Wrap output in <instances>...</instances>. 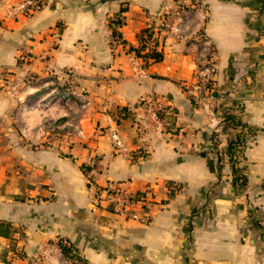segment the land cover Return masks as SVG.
Returning a JSON list of instances; mask_svg holds the SVG:
<instances>
[{"label": "crops", "instance_id": "0c3cea01", "mask_svg": "<svg viewBox=\"0 0 264 264\" xmlns=\"http://www.w3.org/2000/svg\"><path fill=\"white\" fill-rule=\"evenodd\" d=\"M42 1L30 16L0 6V222L21 233L0 236V264H66L59 240L85 264H264V0H194L201 8L161 35L153 64L130 54L173 0ZM123 6L117 31L130 52L112 56L108 21ZM199 31L216 72L210 99L195 105L183 86ZM66 70L69 104L56 102ZM143 100L173 114L177 132L146 128ZM232 104L252 129L242 187L219 154ZM112 130L145 156L116 154ZM117 183L141 196L133 210L146 222L112 212L102 188Z\"/></svg>", "mask_w": 264, "mask_h": 264}, {"label": "built area", "instance_id": "2783aa9c", "mask_svg": "<svg viewBox=\"0 0 264 264\" xmlns=\"http://www.w3.org/2000/svg\"><path fill=\"white\" fill-rule=\"evenodd\" d=\"M44 3L42 0H4L3 4L0 3V6L5 8L7 17H16L18 15L30 16L32 13L40 10L43 7ZM189 6V7H186ZM200 9L201 6L199 3H186L181 5L179 2H175V10L173 12L169 11L168 8L162 10L156 17L153 19V35L147 40V46L145 51L150 45H155L154 40L156 39L159 42V39L162 34L171 33L173 30L179 31L183 26L186 25L189 16L192 10ZM178 16L176 18L177 22H171V17ZM197 44H199L200 52L195 59V70L191 76V81L188 84H184V92L189 98V100L195 105H202L206 100H209L214 89V76L216 72V62L213 58V51L211 44L207 40L205 34L202 31L197 32L196 34ZM109 49L112 56H116L123 53H129L130 51L125 48V44L122 41L121 37L118 35L112 36L110 33L109 36ZM133 62L137 58H140L135 55L133 52L130 54ZM71 71L66 70L63 72L67 76L65 85L67 90H58L56 102L71 103L73 102L72 97L76 91V86L71 79ZM235 101L241 102L240 98L235 97ZM139 108H143L147 113V125L146 128L151 129L154 127H164L165 123L162 119L159 118V113L169 114L168 111L161 108L155 102L151 100H143L139 103ZM224 126V121L221 122L219 128ZM223 129V128H222ZM76 127H74V131ZM75 133L80 135V130H76ZM216 137L219 138L222 135L221 131L217 128L214 131ZM226 136V135H225ZM109 138L114 152L118 155H122L127 159L134 161L140 157H144L147 153L145 150H129L123 139L119 134L112 130L109 132ZM238 156L240 152H238ZM102 193L104 194V200L110 206L113 213L120 215L126 219L131 220H142L146 222L148 217L144 215L142 218L133 210V206L136 202L142 201L140 195L133 197L134 193L123 183L110 184L107 187L102 188ZM65 244V241H63ZM44 254V252H42ZM42 254L40 256H42ZM64 260V259H63ZM65 261V260H64ZM66 262V261H65ZM61 264H65L61 262ZM66 264H69L66 262ZM80 264V263H75Z\"/></svg>", "mask_w": 264, "mask_h": 264}, {"label": "trees", "instance_id": "16d2710c", "mask_svg": "<svg viewBox=\"0 0 264 264\" xmlns=\"http://www.w3.org/2000/svg\"><path fill=\"white\" fill-rule=\"evenodd\" d=\"M173 1L179 2L181 5H184L183 0ZM190 3H194V0H190ZM125 9L126 6H123L120 9L119 13L116 15V17L108 21V26L112 36L119 35L117 27L121 25L120 15L123 11H125ZM153 27V24H150L149 26L141 30L137 37L139 47L133 50L136 56L140 57L144 63L149 64H153L159 61L161 58V53L156 50V47L158 46V41L156 39L154 40L155 45H150L147 48V51H145V47L147 46V40H149L153 35ZM64 89H68L66 85L62 87V90ZM242 114V104H232L224 112L223 133H225L226 135V144L219 151V154L227 157L233 176L240 187L245 185L246 179L239 172L238 166L239 163L242 161V156H238V152H242V150L245 148L246 138L252 131L251 128H249L245 123H243L241 119ZM159 118L162 119L165 123V129L167 132H177V128L175 127V117L173 114L166 115L163 113H159ZM212 138L215 144L218 146V140L214 133L212 135ZM138 195L139 194H134L133 197H137ZM13 233H19V235H21L18 230L14 229L8 223L0 222L1 237L10 238ZM57 246L63 259L69 264H75L76 262L80 264H85L84 259L71 243L65 242V244H63V240H59Z\"/></svg>", "mask_w": 264, "mask_h": 264}, {"label": "rangeland", "instance_id": "374dc122", "mask_svg": "<svg viewBox=\"0 0 264 264\" xmlns=\"http://www.w3.org/2000/svg\"><path fill=\"white\" fill-rule=\"evenodd\" d=\"M58 242V241H57Z\"/></svg>", "mask_w": 264, "mask_h": 264}]
</instances>
